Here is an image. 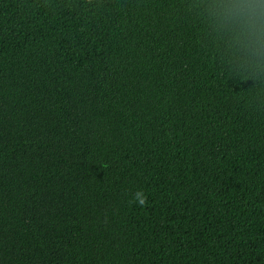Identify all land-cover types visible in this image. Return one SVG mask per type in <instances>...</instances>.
Returning <instances> with one entry per match:
<instances>
[{"label": "trees", "instance_id": "obj_1", "mask_svg": "<svg viewBox=\"0 0 264 264\" xmlns=\"http://www.w3.org/2000/svg\"><path fill=\"white\" fill-rule=\"evenodd\" d=\"M190 3L0 0V264H264V79Z\"/></svg>", "mask_w": 264, "mask_h": 264}, {"label": "clouds", "instance_id": "obj_2", "mask_svg": "<svg viewBox=\"0 0 264 264\" xmlns=\"http://www.w3.org/2000/svg\"><path fill=\"white\" fill-rule=\"evenodd\" d=\"M190 10L203 20L235 69L264 79V0H191ZM130 203L143 207L147 196L137 190Z\"/></svg>", "mask_w": 264, "mask_h": 264}]
</instances>
